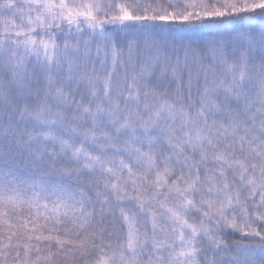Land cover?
I'll return each instance as SVG.
<instances>
[{
  "label": "snow or ice",
  "instance_id": "obj_1",
  "mask_svg": "<svg viewBox=\"0 0 264 264\" xmlns=\"http://www.w3.org/2000/svg\"><path fill=\"white\" fill-rule=\"evenodd\" d=\"M0 264H264V0H0Z\"/></svg>",
  "mask_w": 264,
  "mask_h": 264
}]
</instances>
